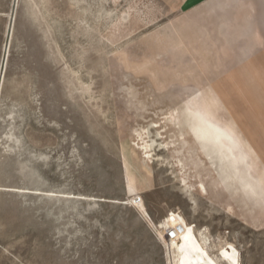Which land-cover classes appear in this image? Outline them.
<instances>
[{"label":"rangeland","instance_id":"1","mask_svg":"<svg viewBox=\"0 0 264 264\" xmlns=\"http://www.w3.org/2000/svg\"><path fill=\"white\" fill-rule=\"evenodd\" d=\"M176 7L0 0V264H173V214L264 264V38Z\"/></svg>","mask_w":264,"mask_h":264},{"label":"crops","instance_id":"2","mask_svg":"<svg viewBox=\"0 0 264 264\" xmlns=\"http://www.w3.org/2000/svg\"><path fill=\"white\" fill-rule=\"evenodd\" d=\"M174 4L172 18L179 34L232 36V45L249 43L244 50L256 51L263 43L264 0H157ZM236 49L232 47V51Z\"/></svg>","mask_w":264,"mask_h":264},{"label":"bare ground","instance_id":"3","mask_svg":"<svg viewBox=\"0 0 264 264\" xmlns=\"http://www.w3.org/2000/svg\"><path fill=\"white\" fill-rule=\"evenodd\" d=\"M200 144L199 138L196 137L191 149L200 152L202 150ZM149 148L151 149L152 145H145L144 147V149ZM162 227L166 232L174 229L177 233L176 239L170 240L168 236L164 238L165 243L169 245L174 254L173 264H240V254L234 245L223 246L219 251L220 255L218 257L213 256L206 248V238L204 241L203 239L200 240L195 226L183 225L175 214L164 221Z\"/></svg>","mask_w":264,"mask_h":264},{"label":"built area","instance_id":"4","mask_svg":"<svg viewBox=\"0 0 264 264\" xmlns=\"http://www.w3.org/2000/svg\"><path fill=\"white\" fill-rule=\"evenodd\" d=\"M166 236H168V239L173 240V239H176V238H177V233H176V231L173 229L172 231L167 232V233H166Z\"/></svg>","mask_w":264,"mask_h":264},{"label":"water","instance_id":"5","mask_svg":"<svg viewBox=\"0 0 264 264\" xmlns=\"http://www.w3.org/2000/svg\"><path fill=\"white\" fill-rule=\"evenodd\" d=\"M15 10H16V7H14V9H13V12H12L13 14L15 13Z\"/></svg>","mask_w":264,"mask_h":264}]
</instances>
